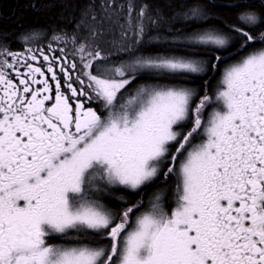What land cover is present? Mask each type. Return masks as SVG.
<instances>
[{"label": "flooded vegetation", "instance_id": "obj_1", "mask_svg": "<svg viewBox=\"0 0 264 264\" xmlns=\"http://www.w3.org/2000/svg\"><path fill=\"white\" fill-rule=\"evenodd\" d=\"M206 1L236 11L231 20L218 18L217 23L205 15V33L216 35L220 45L205 47V87L196 92L203 96V139L209 113L220 105L218 87L225 75L247 61L252 75L246 82L241 76L235 79L243 90L236 96L234 117L206 155L205 165L197 168L198 185L190 191L184 179L197 138L187 113L188 119L172 123L171 137L141 162L143 176L136 192L127 185L113 187L105 162V170L94 174V161L80 170L72 188L57 196L70 172L50 168L64 160L65 148L95 133L99 123H108L111 110L124 99L134 101L135 86L155 84L162 76L103 73L99 65L117 62L95 59L101 54L115 59L116 54L102 53L95 42L90 52L82 53L89 58L77 47L72 56L54 41L69 36L66 32L0 30V264L18 262L50 240L115 244L119 228L129 225L133 206L143 215L153 210L157 220L145 237L144 264H264V0ZM122 79L127 82L123 87L110 86ZM125 157L118 151L111 163L122 164ZM8 190L13 193L5 194ZM125 194L137 197L130 201ZM57 198L70 210L93 203L110 224L100 232L66 233L63 228L55 236L42 233L48 230L43 214Z\"/></svg>", "mask_w": 264, "mask_h": 264}, {"label": "rangeland", "instance_id": "obj_2", "mask_svg": "<svg viewBox=\"0 0 264 264\" xmlns=\"http://www.w3.org/2000/svg\"><path fill=\"white\" fill-rule=\"evenodd\" d=\"M101 3L104 2L95 3L100 6H94V12L87 10V15L84 11L81 15L83 17L90 16L92 19L101 18L100 24L102 25L111 21L112 16L116 13L110 12L111 9L103 7ZM115 5L118 6L117 3ZM141 5L143 10L136 11L134 2L130 3L129 7L123 9V14L117 17L122 20L125 19L122 25L125 26L112 27L108 32H120L126 40L132 39L131 34H140L145 30L148 32L160 30V23L164 20L168 24L175 22L178 14L175 11L173 18H167L166 15L161 14V16L154 15V20L147 19L146 14L149 10L145 4ZM130 8L135 11H131ZM90 24L91 21L85 20L76 35L65 36L62 39L56 38L54 41L61 42L63 44L62 50L72 56L76 55V52L73 51L74 47H77L81 54L83 51L90 52V44L94 42L93 37L90 38V33L92 30H96ZM178 36L180 37V35ZM177 38L176 34L173 43L171 42L170 48L172 49L170 51L160 49L157 54L147 55L132 48L127 52L117 51L115 59L112 58L113 56L105 57L102 54L99 55L98 59H95V62H102L103 59L117 62L114 66L105 62V64L98 66L101 72L110 75H132L145 72L160 73L162 77L156 78L157 83L155 84H153L155 81L152 80L154 82L145 81L147 84L135 86L134 101L129 98L124 99L119 108L117 106L111 110L107 119L108 123H99L95 133L86 139L74 141L65 148L64 160L59 166L54 165L50 168L51 171L65 170L70 172L66 175V185L59 188L57 196L58 194L62 196L65 189L72 188L76 182L75 177L78 176L80 170L94 161L98 162L93 169L94 174L105 170V162L110 167L108 179L112 181L113 187L127 185L128 190L136 192L135 187L138 186L143 176H141V162L156 151V144L171 137L169 127L172 123L185 122L189 115H191L192 123L195 124L194 136L197 138V143L191 152L184 186L186 191H190L198 185L197 168L205 165L206 155L219 141L223 130L234 117L237 105L236 96L243 90V87L237 86L238 83L235 79L241 76L243 81H249L252 72L247 61L232 67L225 75L218 87L220 105L214 107L206 121L207 139L205 140L202 138L205 131L201 103L203 96L201 94L196 96L197 90L191 81L194 77L205 75V61L202 60L204 57L194 54L193 51L203 50L207 46L218 48L220 42L216 35L205 33V30L196 34L186 33L181 40ZM158 43L162 44L161 42ZM173 48H178L180 51ZM126 83L122 79L112 82L110 86L121 88ZM118 151L125 153V161L122 164H112L111 158ZM10 192L13 193L8 190L5 194ZM117 200L121 201L120 198ZM90 204L93 207H87L89 204H77L74 210H70L64 206L63 199L57 198L51 211L43 214V218L48 224V230L42 231V233L48 232L49 236H55L63 228L66 233L87 230L104 231L105 227L110 224L108 215L103 213L100 208L95 210V204ZM115 209L119 210V208ZM131 209L133 210L128 213L129 225L119 228L121 229L120 238L115 244L101 241L88 242L82 240L77 242L79 240H76L71 242L68 240L57 242L50 240L48 245L42 242L40 249L26 252L21 255L17 260L18 262L12 264H105L107 260L108 264L147 263L144 254L145 237L148 231L152 232L155 228L154 224L157 222L155 212L150 210L146 215H143L134 206ZM111 215L113 216V213ZM118 223L116 218L113 230L116 229ZM23 224L28 225L27 222ZM33 227L36 228L35 225Z\"/></svg>", "mask_w": 264, "mask_h": 264}, {"label": "trees", "instance_id": "obj_3", "mask_svg": "<svg viewBox=\"0 0 264 264\" xmlns=\"http://www.w3.org/2000/svg\"><path fill=\"white\" fill-rule=\"evenodd\" d=\"M133 2L136 11L143 10L141 4H145L149 10L146 14L147 19L154 20V15L161 16V14L166 15L167 18H173V12L175 11L178 14L175 22L168 24L164 20L160 23V30L154 32L145 30L140 34H131L132 39L126 40L120 32H108L112 27L118 28L124 24L125 19L117 18L120 16L118 13L124 12L123 9L129 7L130 3ZM86 3L85 0H0V30L9 32V30L14 29L17 32L21 28L33 27L66 32L69 36H72L76 34L75 32L86 20L91 21V27L96 29L95 31L92 30L90 38L93 37V43L97 42L99 44L102 53L115 55L117 51L127 52L129 49L134 48L141 54L154 55L159 53L160 49L170 51L172 49L170 45H172L176 34L177 39L181 40L186 33L196 34L201 30H205V15L217 23L218 18L231 20L236 11V8L219 7L216 4L205 2V0H126L123 3H117L118 6L115 3L110 5H108L109 3H101L103 7L111 9L110 12L116 13L112 16L111 21L108 20L109 22L102 25L100 24L101 18L92 19L90 16L83 17L81 15L83 11L87 15V10L94 12L93 7L100 6L95 3ZM87 6L89 7L87 8ZM130 10L135 11L131 8ZM105 20L107 19L105 18ZM173 49L177 50L178 48ZM193 52L204 57L202 60L205 61V49H198ZM191 81L198 92L204 89L205 75L194 77ZM125 196L132 201L137 197V194H125ZM112 207L118 208V205L113 203ZM45 244L48 245L49 242L45 241Z\"/></svg>", "mask_w": 264, "mask_h": 264}]
</instances>
